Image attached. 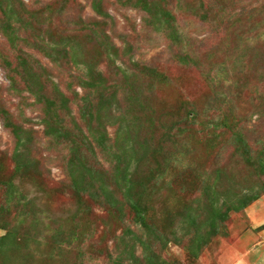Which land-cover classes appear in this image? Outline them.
<instances>
[{"label": "rangeland", "instance_id": "rangeland-1", "mask_svg": "<svg viewBox=\"0 0 264 264\" xmlns=\"http://www.w3.org/2000/svg\"><path fill=\"white\" fill-rule=\"evenodd\" d=\"M24 1L33 6L47 2L51 12L61 9L62 20L57 22L63 28H69L68 20L81 23L84 17L99 18L85 0ZM155 1L154 13L170 10L172 18L168 22L161 19L160 11L153 18L151 13L132 5L109 4L111 19L103 27L117 46L118 55L112 65L107 58L97 56L99 59L95 60L106 77L108 66L127 70L132 62L153 68L158 74L149 78L153 83L150 103L156 113L150 118L102 121L111 152L128 138L137 150L129 154L145 155L138 168L145 180L149 166L156 169L167 165L157 164L151 156L160 161L163 154L176 152L173 154L181 158L176 163L170 157L172 162L167 167L170 171L165 179L157 181L154 194L146 195L151 191L145 188L143 200L150 232L135 223L127 201L120 196L116 206L109 208L72 187L63 163V155L69 153L44 133L43 107L18 76L12 75L14 84L9 81L19 52L10 48L0 34V106L9 114L6 119L0 116V182L13 178V194L19 199L12 201L10 210L0 218V224L7 222L13 231L12 237L0 247V264H111L107 254L115 256L124 244L138 257L137 264L146 262L140 256L143 248L148 253L154 252L166 264H264V195L243 210L229 213L215 234L208 235L202 218L196 219L197 229L193 227L186 209L204 186L193 180L194 174L206 166L213 167L216 158L234 152L231 133L215 126L223 116L220 110L228 109L224 101L240 114L233 119L248 130V133L243 130L244 133L252 136L257 123L262 131L257 128L255 134L264 133L263 118H258L247 102L253 91L264 92V0ZM244 8L252 11L241 14ZM21 48L28 51L31 45L24 44ZM82 55L90 56L85 51ZM34 56L51 67L47 57L39 53ZM62 72L65 83V76L70 73ZM38 73L41 80L46 77L45 72H35ZM33 86L37 88L36 84ZM75 90L81 92L78 86ZM70 112L74 118H65L67 123L78 134L81 132L82 137H88L84 118H78L73 104ZM104 115L109 117L108 111ZM190 118L196 119L189 122ZM7 119L21 128L19 143L4 126ZM169 129L180 135L174 144L162 147ZM126 145L130 147L131 143L127 141ZM263 145L264 137H260L256 146ZM14 156L17 161L28 159L30 163H22L15 171ZM106 156L97 151L89 160L95 166L105 167ZM131 160L129 164L134 170L138 165ZM221 162L227 164L221 182L228 194L246 187L259 188L262 184L251 180L250 170L239 161ZM77 168L84 172L78 164ZM3 192L0 185V207ZM5 232L0 227V236ZM70 236L73 239L67 243ZM60 241H64L62 247ZM199 241L203 246L196 252Z\"/></svg>", "mask_w": 264, "mask_h": 264}, {"label": "trees", "instance_id": "trees-1", "mask_svg": "<svg viewBox=\"0 0 264 264\" xmlns=\"http://www.w3.org/2000/svg\"><path fill=\"white\" fill-rule=\"evenodd\" d=\"M85 1L89 3L92 11L99 18L88 19L89 17H84L81 23L68 20L66 23H69V28H63L57 22L62 20L63 11L56 8L54 12H51L50 4L47 2L33 6V3L24 0H0V34L10 45V48H15L19 52L13 67L14 73L8 78L10 83L14 84L12 75L18 76L27 85L28 91L35 95L36 101L43 107L44 133L62 145L69 153V155H63V163L72 187L93 201L106 204L109 208L116 206L117 197L120 196L127 201L135 223L145 231L150 232L152 228L148 222L145 199L143 200L145 191L149 188L151 193L146 195L154 194L157 181L165 179L170 171L167 169L169 163L172 162L170 157H173L176 163H180L181 158L173 154L176 152L163 154L160 161L151 156L157 164L162 165L164 162V165H167L161 168L156 166V169L149 166L145 180L139 175L138 170L145 159V155L134 157V154H129L137 150L128 138L120 147L111 152V145H108V137L102 121L103 118H119V122L124 118H150L152 114L156 113L154 106L150 103L153 83L149 78H154L158 74L153 68L132 62L131 65H128L127 70L119 66H108L109 74L106 77V73L104 74L103 70L98 68L99 63L95 60L96 58L99 59L97 56L107 58L109 60L107 63L112 65L114 57L118 55L117 46L103 27L107 26L108 20L111 19L107 8L109 4L132 5L151 13L153 18L157 17L160 11L161 19L164 22H168V18H172L171 12L161 9L154 13L155 0ZM245 10L248 11L247 14L252 11L244 8L241 14ZM78 25L80 26L78 27ZM24 44L31 45V48L28 51L22 49ZM82 51L88 53L90 55L88 58L93 60L90 62L88 58H85ZM34 53L47 57V62L51 64V67L40 63ZM72 67L75 70L73 73H71ZM38 70L45 72L46 77L42 80L39 73L38 75L35 74ZM62 70L70 73L67 77L65 76V83L62 82V77H64ZM144 76L147 78L146 81H144ZM52 77L57 79L54 81ZM160 79L163 80L161 76ZM33 84H36L37 88H34ZM60 85H63V89H60ZM77 86L81 90L80 93L75 90ZM72 87L74 88L72 89ZM262 101H264L263 91H253L247 98L250 108L257 113L258 118H263L262 122H264V102L262 103ZM121 103H123L122 107L120 106ZM72 104L76 108L78 118H84L88 137H82L81 132L79 134L75 132V128L65 119L74 118L70 112V105ZM224 104L228 109L220 110L218 108L222 111L223 116L220 122H216L215 126H221L231 133L232 142L235 146L234 152L216 158L213 167L207 168L206 166V168L199 170L202 172L194 174L193 180L200 181L204 186L186 206L191 218V225L197 229L196 219L201 220L202 218L207 225L208 235L215 234L222 228V224L229 213L243 210L258 199L260 195H264V145L260 148L256 146V142H259L260 137H264V133L258 131L259 133L255 134L257 128L262 131L261 124L258 127L256 122L257 125L252 130L253 135H247L248 130L242 128L241 124L238 126L237 120L233 119L238 118L240 114L233 112L229 102L224 101ZM105 111H108L109 117L104 115ZM0 116L5 119L9 118L8 111L3 106H0ZM195 119L190 118L189 122H193ZM4 126L10 129L19 143L21 128L8 119L4 122ZM120 127L121 125L118 128L120 129ZM173 129H176V125ZM177 129L179 130V126ZM178 135H180L178 132L175 133L169 129L166 138L161 143L162 147L174 144ZM127 141L131 143L130 147L126 145ZM142 146L143 144L140 143V148ZM205 146L208 148L207 145ZM254 148L257 150L253 151ZM97 151L107 155V166H95L90 162V157L92 158ZM151 152L155 154L154 151ZM190 152H192L191 147ZM17 155L19 154L15 156ZM15 156L13 157L16 162L15 171L20 169L22 163L24 165L30 163L28 159L17 161ZM131 159H134L138 165L134 170L129 164ZM223 159L239 161L241 165L250 170L251 175H253L251 180L262 184L259 188L246 187L228 194L221 182L227 166L221 162ZM77 164L84 169V172L77 168ZM12 179L0 182V185L4 187L0 218L6 214L5 211L10 210L9 205L12 201L19 200L13 194L15 186ZM195 203H198L199 206ZM34 221L37 219L35 218ZM0 227L6 229L5 234L0 236L1 247L5 241L12 237L13 231L7 226V222L0 224ZM72 239L73 237L70 236L66 242L71 243ZM63 244L64 241L59 242L61 247ZM126 246L124 244L115 256L111 253L107 254L106 258L111 261V264H137L138 257L135 256L132 249H127L129 246ZM202 246L200 241L196 243V252ZM140 256L146 260L144 264H157L156 261L159 264L167 263L165 260H159V256L154 252L148 253L144 248ZM192 256L195 257L194 254Z\"/></svg>", "mask_w": 264, "mask_h": 264}]
</instances>
